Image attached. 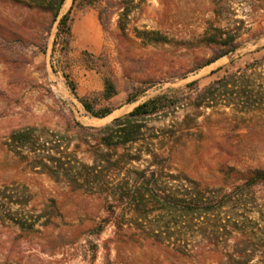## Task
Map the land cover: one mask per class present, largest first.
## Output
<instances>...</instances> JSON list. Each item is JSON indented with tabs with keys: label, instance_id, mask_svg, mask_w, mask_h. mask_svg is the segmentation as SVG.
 I'll return each instance as SVG.
<instances>
[{
	"label": "rangeland",
	"instance_id": "1",
	"mask_svg": "<svg viewBox=\"0 0 264 264\" xmlns=\"http://www.w3.org/2000/svg\"><path fill=\"white\" fill-rule=\"evenodd\" d=\"M73 1L55 20L0 0V264H264V184L241 189L264 169V0ZM70 10L64 38L59 18ZM217 28L228 45L209 41ZM247 66L248 107L223 92L196 106V90ZM163 94L177 104L144 120L138 141H102V128ZM77 96L113 112L96 117ZM26 128L28 144L13 141ZM143 171L180 201L236 199L196 213L122 200Z\"/></svg>",
	"mask_w": 264,
	"mask_h": 264
},
{
	"label": "trees",
	"instance_id": "2",
	"mask_svg": "<svg viewBox=\"0 0 264 264\" xmlns=\"http://www.w3.org/2000/svg\"><path fill=\"white\" fill-rule=\"evenodd\" d=\"M12 1H22L23 3H28L33 7L41 8L43 10L49 11L53 14L54 19H58L61 9L66 0H12ZM26 1V2H24ZM101 0H74L73 6L71 9H74L76 5L79 8H82L86 5H94L95 2ZM114 6L121 7V1L112 0ZM73 10H70L68 13L62 15L59 18V36L67 38L71 34L70 20L71 13ZM124 14V13H122ZM102 17V12H101ZM125 30V27L121 28ZM218 34H215L209 38V41H213L222 46L228 45L231 40H228L224 35L225 32L221 28H217ZM157 37H160V33L157 31L152 32ZM66 41V40H65ZM66 43V42H64ZM238 45L234 44L229 50H223L221 54L209 59L206 64L213 63L218 58L228 55L230 51L237 49ZM202 67V66H201ZM200 68V67H199ZM250 66L245 67L244 69L237 71L235 73H229L217 80H214L211 84L203 88L202 90H196L195 94H192V98L195 100L194 103L198 107H210L214 105V102L219 96L220 92L225 93L227 97L234 98L236 94L240 98H245L243 101L245 107H248L252 103L251 94L254 91V88H251V81L249 79V70ZM104 97L110 99L116 93V86L110 78H105L104 80ZM195 83H191L194 85ZM78 97V96H77ZM79 100L83 103L84 107L90 111L94 116L99 118H104L110 115L113 112L111 108H105L101 110H94L91 103H89L85 98L78 97ZM135 98L134 94L128 96L127 101L131 102ZM233 101V100H232ZM228 103H231L229 101ZM176 98L168 95H158L140 105L135 107L130 113L125 115L122 118H115L112 123L108 124L101 129V132L104 134L102 141L109 146H121L128 143L136 142L140 139L142 133V128L144 126V120L148 119L152 115L163 111L165 108L172 105H176ZM33 133L32 128H26L18 130L12 134V139L15 142H20L22 145H27L31 139V134ZM143 175L141 178H137L134 186H127L125 190L120 195V198L124 200L129 199L130 201L142 202L144 199L151 198L153 200H159L163 203V208L175 207L177 204H181L186 212L196 213V212H209L216 211L218 209H224L229 205L230 202L234 201L235 195L233 192H224L220 196H200L195 194L190 196L189 200L182 199L181 201L172 196L171 194H166L165 190L161 186V181L159 176L152 174V177H147L145 172H141ZM246 184L241 186V189H244V186L252 187L258 184H264V169H255L252 170L249 175L246 177ZM101 230V229H100ZM97 233H100L98 231Z\"/></svg>",
	"mask_w": 264,
	"mask_h": 264
},
{
	"label": "bare ground",
	"instance_id": "3",
	"mask_svg": "<svg viewBox=\"0 0 264 264\" xmlns=\"http://www.w3.org/2000/svg\"><path fill=\"white\" fill-rule=\"evenodd\" d=\"M71 0H67V3H71ZM84 31L89 35H91L92 38H94L93 33L91 32V24L89 22L84 23ZM101 121V120H100ZM99 121V122H100ZM98 123V122H97Z\"/></svg>",
	"mask_w": 264,
	"mask_h": 264
}]
</instances>
